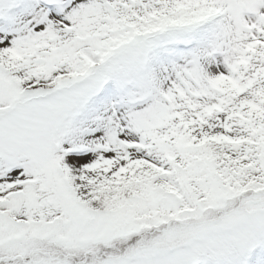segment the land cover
I'll list each match as a JSON object with an SVG mask.
<instances>
[{
    "label": "snow or ice",
    "instance_id": "1",
    "mask_svg": "<svg viewBox=\"0 0 264 264\" xmlns=\"http://www.w3.org/2000/svg\"><path fill=\"white\" fill-rule=\"evenodd\" d=\"M0 264H264V0H0Z\"/></svg>",
    "mask_w": 264,
    "mask_h": 264
}]
</instances>
